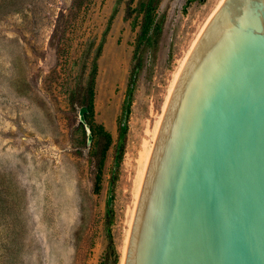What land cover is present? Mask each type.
I'll return each mask as SVG.
<instances>
[{
    "label": "rangeland",
    "instance_id": "rangeland-1",
    "mask_svg": "<svg viewBox=\"0 0 264 264\" xmlns=\"http://www.w3.org/2000/svg\"><path fill=\"white\" fill-rule=\"evenodd\" d=\"M129 1L136 8L131 16ZM141 1L83 0L74 7L73 0H0V264H114L110 205L122 264L140 158L180 63L220 0L160 1L155 19L163 28L158 40L141 45L143 64L115 169ZM102 42L95 119L113 142L96 191L94 142L79 145L82 107L72 106L70 92L86 85Z\"/></svg>",
    "mask_w": 264,
    "mask_h": 264
},
{
    "label": "water",
    "instance_id": "water-1",
    "mask_svg": "<svg viewBox=\"0 0 264 264\" xmlns=\"http://www.w3.org/2000/svg\"><path fill=\"white\" fill-rule=\"evenodd\" d=\"M122 264H264V0H220L180 63Z\"/></svg>",
    "mask_w": 264,
    "mask_h": 264
},
{
    "label": "trees",
    "instance_id": "trees-1",
    "mask_svg": "<svg viewBox=\"0 0 264 264\" xmlns=\"http://www.w3.org/2000/svg\"><path fill=\"white\" fill-rule=\"evenodd\" d=\"M83 0H73L74 7L79 6ZM161 0H142L141 5L139 7L140 11L143 13L142 21L140 24V33L138 37V43L134 50V66L131 73V78L129 82V90L127 97L125 99L124 107H123V115L120 124V133H119V141L121 140V130L124 129V139L117 147L116 153V164L115 169L119 166L120 161L123 158V151L125 149V137L126 132L128 129V119L131 113V103H132V94L134 87L137 82V74L138 70L142 67L143 64V51L145 49V45L147 41H150L151 38H155L158 40V36L161 34L163 28V20H156L155 15L157 12L158 5ZM128 9H127V16H131L136 8L132 7L130 1L128 2ZM138 9V8H137ZM117 11V7H114V11L110 17L108 26L104 32V39L111 27V23ZM103 49V42L98 46L97 52L94 57L93 65L89 72V77L85 86H82L77 89H73L70 92V100L72 106H79L84 108V115L86 121L91 127L92 134H93V142L94 147L93 150L90 152L91 161L93 166L95 167V189L99 191L102 187V179H103V171L106 162V156L109 148L113 142V136L109 130L105 127L103 123H99L95 119V85H96V76L98 72V58L101 54ZM79 132V145L86 146L87 142V130L85 123L80 121L77 125V129ZM117 174L114 172L111 178V187L110 190L113 191L114 183L116 181ZM108 232L110 236V248L111 252L114 255V264H119L120 255L116 249L112 232H111V223L113 222L114 210L113 207L110 205L108 206Z\"/></svg>",
    "mask_w": 264,
    "mask_h": 264
},
{
    "label": "bare ground",
    "instance_id": "bare-ground-1",
    "mask_svg": "<svg viewBox=\"0 0 264 264\" xmlns=\"http://www.w3.org/2000/svg\"><path fill=\"white\" fill-rule=\"evenodd\" d=\"M210 17V16H209ZM205 25V24H204ZM203 28V27H202ZM195 41V39H194ZM193 41V42H194ZM179 69V68H178ZM178 71V70H177ZM177 72L175 73L174 75V78L172 80V83L170 84V88H169V91L171 89V86L173 84V81L175 79V76H176ZM169 94V92H168ZM168 94H167V97H168ZM166 97V99H167ZM166 99L164 101V104L166 102ZM164 104H163V107H164ZM163 109V108H162ZM161 116V114H160ZM160 116L159 118L157 119L156 123L154 124V127L152 129V140L151 142L149 143H146V149L145 151L143 152L141 158H140V165H139V171H138V174H137V179H136V186H135V203H134V206L132 207V210H131V218H130V222L129 224L131 223V220H132V216H133V212H134V209H135V205H136V202H137V198H138V194H139V191H140V187H141V184H142V180H143V177H144V173H145V169H146V166H147V162H148V159H149V155H150V152H151V148H152V144H153V141H154V137H155V134H156V130H157V127H158V123H159V119H160ZM128 235V234H127ZM126 240H127V236L124 240V245H123V255H124V250H125V245H126ZM123 259V258H122Z\"/></svg>",
    "mask_w": 264,
    "mask_h": 264
}]
</instances>
